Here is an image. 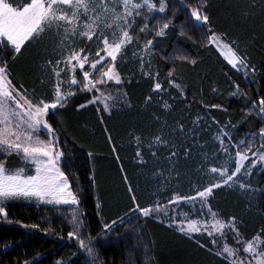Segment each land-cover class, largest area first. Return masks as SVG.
<instances>
[{"label": "trees", "instance_id": "1", "mask_svg": "<svg viewBox=\"0 0 264 264\" xmlns=\"http://www.w3.org/2000/svg\"><path fill=\"white\" fill-rule=\"evenodd\" d=\"M180 1L171 2L166 14L140 13L128 25L137 52L129 50L118 62L125 80L118 105L108 111L90 102L92 94L75 89L48 115L60 137L61 168L79 205L54 207L23 197L6 201L0 264H229L205 236L189 237L155 218L132 216L136 205L143 209L174 196L193 197L213 184L210 168H222L227 158L217 141L222 134L236 154L235 146L264 129V0ZM151 2L169 6L167 0ZM191 9L208 21L196 23ZM50 31L25 42L18 54L7 44L0 48L15 83L48 103L52 90L43 83L56 64ZM160 31L164 34L157 35ZM212 36L243 59L246 72L224 59L210 43ZM75 41L91 52L100 43L96 37ZM148 41L152 56L143 61L138 56ZM157 136L165 143H156ZM171 152L177 155L170 158ZM0 162L9 172L24 165L16 152L0 151ZM248 185L255 190L245 195L218 188L209 203L224 221L235 218L246 241L258 234L264 240V173H254ZM121 222L114 230L105 228Z\"/></svg>", "mask_w": 264, "mask_h": 264}, {"label": "snow or ice", "instance_id": "2", "mask_svg": "<svg viewBox=\"0 0 264 264\" xmlns=\"http://www.w3.org/2000/svg\"><path fill=\"white\" fill-rule=\"evenodd\" d=\"M113 2H117V0H113ZM118 3L123 8V14L117 13L115 7L109 6L110 0H24L23 3L20 0H0V45L9 44L15 54L20 52L25 42L34 38L39 39L45 31L53 28L63 29V40L79 36L80 38H86L88 41H93V37H96L102 44V47L95 52V57L97 58L92 61H89L90 53H86L84 48L76 49L69 46V54L64 60L57 61L56 67L52 69L57 77V83L55 85V99L51 103L44 100H38L33 103L32 100H29L25 93L12 83L6 62H0L2 64L0 66V151H5L9 154L12 152L22 154L26 160L37 165L36 175L25 176L23 169H18L14 174H8L9 170L0 162V216L7 217L4 209L5 202L18 197L36 196L42 198L49 196L54 197L56 203H71L73 205L79 203L76 194L71 190L67 176L58 167V161L63 153L57 150L54 129L44 118L50 109L55 110L58 105L63 107L67 98L74 95L71 90L66 93L61 91L63 81L60 80V71L57 70L61 63L65 64L73 73L77 67L82 71L83 79L86 81V83L81 85L83 90L91 91L95 84L104 83V78L117 84L121 83L120 75L116 71L115 61L122 50L133 41V36L130 35L125 26L131 23L129 17L133 16V10H139L143 7L152 10L156 8V4L152 3L151 0H118ZM158 11H164L163 3H161ZM108 13L112 14L113 22L123 21V25H115V29L111 33V39L105 32L98 31L101 24L105 28H113V23L107 22L108 17L106 14ZM135 14L139 15V11H136ZM191 15L197 21L204 23L208 21V16L199 9H194ZM163 27L167 28L168 25L165 24ZM140 30L143 31V29ZM163 34V31L157 33V35ZM212 39L215 41L217 38L213 36ZM150 44L151 41H148L145 45V51ZM102 52L105 53L104 56L101 55ZM106 58L111 59V66L107 67V70L103 67ZM230 63L233 64V67H236L237 63L243 64L244 61L233 53ZM86 64L89 65L92 71L97 73L99 79L91 78V72L84 70ZM98 65L101 67L98 68ZM70 83L76 85L78 81L73 76L70 79ZM20 87L23 88V85ZM176 87L179 88L180 85L177 84ZM160 89L161 84L156 83L154 90L158 91ZM101 96H103V93H101ZM106 99L107 97H105ZM148 99H151V97ZM90 102L95 103V99ZM260 103L264 104V100H261ZM80 107H86V105H81ZM107 107L108 105L105 104V109ZM213 107L218 106L213 105ZM17 109H22L23 111H17ZM40 127L52 134L53 139L40 140L39 136L35 135ZM261 135H264V132H261ZM156 143H165V141L157 136ZM260 147L264 148V144L260 145ZM224 150L227 151L226 148ZM248 152H252L253 156H258V161H253L252 167L257 162L264 161V152L258 153L253 150L252 146H248L246 151L236 153L238 159L231 174L226 168H210L211 173L219 174L224 179L222 183H213L203 191H199L198 197L206 200L208 196L212 195L214 188H220L225 185L231 186L230 182L235 183L234 178L245 167V161L252 159V157L248 156ZM139 155L140 153L137 152V156ZM176 155V152H171L170 158ZM125 181H127V177H125ZM240 187L243 188L245 185L241 184ZM128 191L129 193L133 192L130 185ZM196 198L177 197L171 203H176L179 199L193 200ZM132 200L135 202V195H132ZM47 202L52 203L53 200L49 199ZM134 210L141 212L144 216H149L153 211L159 210V205L143 209L136 205ZM213 216L215 217L214 213ZM226 226L236 231L234 223L225 225L218 220L212 227L216 232L223 235L222 230ZM110 227L111 225L105 226L106 229ZM180 230L197 232L200 229L193 222L189 223L186 229L181 228ZM208 234L212 235L213 233L210 231ZM75 235V230L69 233L70 237ZM79 243L89 253L92 252L91 246L86 245L83 239H79ZM212 243L215 244L216 241L213 240ZM237 243H241L238 231ZM261 243H264V240L259 234L253 237L252 240L243 242L242 250L252 257L251 260L247 259V257L239 258L240 249L230 248L227 245L217 255L227 254L226 259L235 257V259L229 261V264H253V261H255V264H264V248H260Z\"/></svg>", "mask_w": 264, "mask_h": 264}, {"label": "rangeland", "instance_id": "3", "mask_svg": "<svg viewBox=\"0 0 264 264\" xmlns=\"http://www.w3.org/2000/svg\"><path fill=\"white\" fill-rule=\"evenodd\" d=\"M173 1L174 0H167V3H169V6L167 4H163L164 5V11L163 12L158 11L159 7L157 5H156V8H154L152 10H149L147 7H143L139 10H133L134 14L132 17H129V20L131 21L134 17H138L140 15V13L143 15L144 12L149 13L152 11V13L153 12H159L160 14H163V13L166 14L168 10L172 9L169 7H170V3L171 2L173 3ZM178 1L181 2L180 0H178ZM109 6L115 7L117 13L123 14V8H122V6L119 5L118 0H117V2H113V0H110ZM191 10L193 11L194 9H191ZM136 11H139V15L135 14ZM192 11H190V13H192ZM106 15L108 17L107 22L113 23V28H105L104 25L101 24L98 31L105 32L106 34L109 35V38L111 39L112 38L111 33L115 29V25L116 24L123 25V21L119 20V21L113 22L112 14L108 13ZM82 19H83V17H82ZM197 22L202 23V21H196V23ZM125 27H127V30H128V25ZM51 30L53 31V35H54L53 41L55 43V46L53 47V49L55 50L54 54L56 57L54 62H56V64H57V61L64 60L65 57L69 54V46L71 48H76V49L80 48V46H77V42L75 41V39H82V38H80L79 36H76V37H69L68 40H63V29L62 28L61 29L53 28ZM49 32H51V31L50 30L45 31L39 39L47 36V33H49ZM129 32H130V28H129ZM50 34H52V33H50ZM130 35H132V34H130ZM212 38H213V36L210 38V43L213 44L214 46H216L217 48H219L224 59H226L229 62V64L233 67V64L230 63V60L232 59V54L235 52L225 43V41L222 38L216 37L217 39L215 41H213ZM32 40H36V39L34 38ZM5 44H7V43H5ZM7 45H9V44H7ZM133 45H134V39H133L131 44H128L122 50L121 54L117 56V59L115 61L116 71L120 75L121 83L117 84L114 81H109V80H107V78H104L105 82L102 84L101 83L95 84V87L91 91L83 90L81 88V85L83 83H86V81H84V79H83L82 71L77 67L75 72L73 73L65 64L61 63L59 65V67L57 68V70L60 71V80L63 81L61 84V91L64 93H66L69 90L74 92V90L76 89L77 91H81L82 93L89 92L90 94H92V96H93L92 98L95 99L94 104L101 103V106L104 108H105V104H107L108 107L106 110L109 111L112 107H115L116 105H118L123 100L122 89H121L120 85L122 83H124L125 80H124L122 74H120V71L118 69V64H119L118 62L122 61V58L125 55H127L129 50L134 51V54H135V52H137L134 50L135 47ZM1 46L2 45H0V48H1ZM9 47H10V49H12V47L10 45H9ZM100 47H102L101 43H99V48ZM151 47L152 46L150 44V46L147 48L146 51H145V47H144L143 51L140 53V56H138V57L140 59H142L143 61L145 59H149L152 56ZM6 49L7 48H4L3 51L7 53L8 50H6ZM229 49H231V51H229ZM85 52L90 53L89 61H92L93 59L97 58L94 55L95 52H91V51H88L86 49H85ZM3 55L4 54H2V55L0 54V62L4 61L5 57ZM59 55H60V57H58ZM101 55L104 56L105 53L102 52ZM56 64H55V67H56ZM0 66H2V64H0ZM109 66H111V59L106 58L104 60L103 67L105 70H107V67H109ZM100 67L101 66L98 65V68H100ZM53 68L54 67H52V69ZM233 68H236L242 72H246V66L244 65V63L243 64L237 63L236 67H233ZM52 69L51 70L49 69L47 71L49 76L46 77L47 81L43 83V85L48 87V89L52 90L51 92L53 95L52 96L53 100L51 102H53L55 99L54 93H55V85L57 83V77L55 76ZM8 70L11 74L9 78L12 80V83L16 86V88H18L22 92H24L29 100H32L33 103H36L38 101V96H36L34 91L27 90V89L25 90L24 87L21 88L20 87L21 84L15 83V81H14L15 76L13 75L11 69L8 68ZM84 70L91 72V78L99 79V76L97 75V73L92 71L88 64L85 65ZM73 76L78 81V83L76 85H72L70 83V79ZM46 83H47V85H46ZM42 89H44V87ZM97 89H99V91H97ZM44 90H43V92H44ZM43 92H42V95H43ZM101 93H103V96H101ZM105 97H107L106 100H105ZM66 102H64V103H66ZM59 107H61V106L58 105L57 108H59ZM17 111H23V110L17 109ZM51 111H54V110H51V109L49 110L47 116L44 118L46 121H47V117L51 113ZM47 123H48V121H47ZM52 129H53V127H52ZM261 132H264V129L261 130L259 133H256L254 135H250L248 138L245 139V141H242L240 144H238V146H235L236 148L234 147V150L236 151V153L246 151L248 146H252L253 150L258 152V153L264 152V148L260 147V145L264 144V135H261ZM35 135H38L40 140H42V141H47V140L53 139L52 134H50L43 127H40L38 129V131L35 133ZM54 135H55L56 148L59 152H62L61 147H60V137L55 132V130H54ZM225 137H226V133L219 136L217 141L221 145V152H223V155L225 157H227L226 161L224 163L225 165L222 168L228 169L229 174H231L230 171H232L234 169V167H235L234 165H235V162L238 159V157L236 156V154H233L232 146L230 145L229 141L224 140ZM225 148L227 149V151L224 150ZM247 154H248V156L252 157V159L245 161V167L242 168L241 172L234 178L235 183L230 182L231 186L225 185L222 187H227L229 189L235 190L239 194L241 193L243 195L250 193V192L253 193V191L255 189H252V186H249L248 183H250L251 177L254 175V173H257L259 175H262L264 173V161L257 162L255 164V166L252 167L251 166L252 162L258 161V156H253L252 152H248ZM63 159L64 158L62 155L58 161V167H59L60 171H62V172H63V170H62L61 166L63 163ZM23 162H24V165L18 169H23L25 176L36 175L37 165L31 163L29 160H26L24 156H23ZM17 170L10 171L8 174H14ZM211 174H212V176H214V173H211ZM214 177H215L214 183H222V180L224 179L223 177L219 176V174H215ZM241 184L245 185V187L241 188L240 187ZM216 189H218V188L213 189L212 195H213L214 191H216ZM212 195L208 196L206 198V200H202L196 194V195H193V197H197L196 199H193V200L179 199L176 203H171V201L175 200L178 197V196H174L170 199V201H168L166 203H161V202L157 203L156 205H159V210L153 211L149 216H144L139 211H136L135 212L136 214H134L132 216H136L137 214H139L144 218H148V217L155 218L159 223L160 222L164 223L168 227L173 228V229L177 230L178 232H180L181 234H185L189 237H195L196 235L205 236L206 238H208L210 240V242L213 245V248L216 252H222L223 247L225 245H227L230 248L240 249V251L238 253L239 258L243 259V258L247 257V259L251 260L252 257L249 256L248 253L243 252V250H242L243 249V242H246V240L243 238V236H240L239 232H238L239 233V239H240L241 243H237V231H238V229H237L236 222L234 220H229V222L224 221V219H222L220 217L219 213L216 211H213V209L211 208V205L209 202H210V198ZM18 198H20V197H18ZM23 198H26V199L33 201V202L40 204V205L44 204V205H50V206H54V207L55 206H58V207L70 206V207H76L77 208L79 205V203L76 205H73L71 203H67V204L66 203H56L54 200V197H49V196L42 197V198L36 197V196L23 197ZM182 198H184V197H182ZM49 199H52L53 202L48 203L47 200H49ZM78 201H79V199H78ZM153 206H155V205H152L150 207H153ZM75 209H73V210H75ZM78 211L79 210H77V212ZM74 213H76V211H73V214ZM213 213L215 214V217L213 216ZM74 217L76 219L75 215H74ZM217 220L224 223L225 225H230V224L234 223L236 226V231H234L231 227L226 226L222 230L223 235H221L220 233L216 232L212 227L216 223ZM122 222L119 224L111 225V227L107 228V230H114V228L121 226ZM193 222L196 223L197 227L200 229L199 231L187 232V231H181L180 230L181 228L186 229L188 224L193 223ZM137 225H138L137 223H132V226H137ZM210 231L213 233L212 235L208 234ZM213 240L216 241L215 244L212 243ZM134 247L136 248V250H135V253H136L139 250V248H138L139 246H137V244H135ZM260 248H264V243L260 244ZM222 256L226 257L227 254H223ZM231 259H235V257H229L227 260L230 261ZM253 264H255V261H253Z\"/></svg>", "mask_w": 264, "mask_h": 264}]
</instances>
